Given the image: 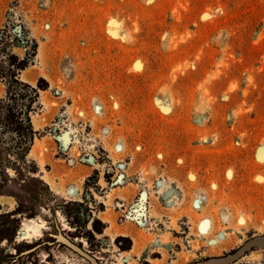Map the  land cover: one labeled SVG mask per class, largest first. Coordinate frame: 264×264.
I'll return each mask as SVG.
<instances>
[{
  "label": "rangeland",
  "instance_id": "obj_1",
  "mask_svg": "<svg viewBox=\"0 0 264 264\" xmlns=\"http://www.w3.org/2000/svg\"><path fill=\"white\" fill-rule=\"evenodd\" d=\"M12 54L39 98L0 248L91 264L62 235L101 264H193L264 236V0H0L5 71Z\"/></svg>",
  "mask_w": 264,
  "mask_h": 264
},
{
  "label": "trees",
  "instance_id": "obj_2",
  "mask_svg": "<svg viewBox=\"0 0 264 264\" xmlns=\"http://www.w3.org/2000/svg\"><path fill=\"white\" fill-rule=\"evenodd\" d=\"M8 71L0 64V81L6 86V97L0 100V198L6 196L10 183L9 169L26 171L28 158L36 139L32 112L39 91L21 79L26 66L12 54ZM21 206V205H20ZM19 207L13 214H21ZM56 244V240L55 243ZM47 245V244H45ZM41 244L16 245V251L0 248V264H28Z\"/></svg>",
  "mask_w": 264,
  "mask_h": 264
},
{
  "label": "water",
  "instance_id": "obj_3",
  "mask_svg": "<svg viewBox=\"0 0 264 264\" xmlns=\"http://www.w3.org/2000/svg\"><path fill=\"white\" fill-rule=\"evenodd\" d=\"M58 241L69 247L71 250L78 253L80 256L87 259L91 264H101L90 254L85 252L81 247L76 245L74 241H71L62 235L58 238ZM255 248H264V236L256 237L248 241L244 246H242L240 249H238L237 251H235L234 253L228 256L221 258H212L193 264H232L235 263L238 259H240L243 255H245L246 253H248L249 251Z\"/></svg>",
  "mask_w": 264,
  "mask_h": 264
},
{
  "label": "bare ground",
  "instance_id": "obj_4",
  "mask_svg": "<svg viewBox=\"0 0 264 264\" xmlns=\"http://www.w3.org/2000/svg\"><path fill=\"white\" fill-rule=\"evenodd\" d=\"M65 139L66 140H68L69 139V137H68V135H66V137H65ZM91 161H93V159H91ZM123 183H124V181H122ZM67 193L72 197V198H78L79 196H80V190L77 188V187H75V186H71V187H69L68 189H67ZM142 224H143V222H142ZM43 228V227H42ZM37 232H40L41 230H40V228H38L37 227ZM76 245H77V243H75ZM83 249V248H82ZM84 251H85V249H83ZM86 252V251H85ZM89 254V253H88ZM93 257V256H92ZM93 258H95V257H93ZM97 261H99L97 258H95ZM100 262V261H99ZM101 263V262H100Z\"/></svg>",
  "mask_w": 264,
  "mask_h": 264
}]
</instances>
